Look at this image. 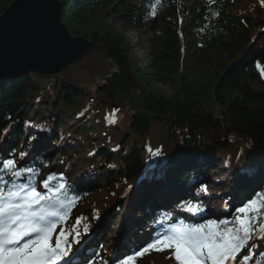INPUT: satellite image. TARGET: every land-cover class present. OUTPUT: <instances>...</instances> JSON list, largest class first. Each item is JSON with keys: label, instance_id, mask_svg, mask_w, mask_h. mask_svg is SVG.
<instances>
[{"label": "trees", "instance_id": "trees-1", "mask_svg": "<svg viewBox=\"0 0 264 264\" xmlns=\"http://www.w3.org/2000/svg\"><path fill=\"white\" fill-rule=\"evenodd\" d=\"M14 1L0 0V14ZM239 3L240 0H159V3L156 0H65L62 22L70 34L101 46L104 64L109 65V72L99 78L101 84L95 94L78 85L69 87L35 73L0 83V163L14 159L21 164L18 169L27 173L28 181L20 184L33 186L41 174L54 192L56 182L64 181L66 188L61 199L72 201L71 208L78 206L81 210L75 216L70 208L64 220L58 222L68 238L78 237L76 232L80 228L94 225L108 208L114 210L113 222L124 212V204L118 203L120 192L140 176L146 161L143 145L136 136L142 140L148 138L153 124L165 125L167 134L181 135L179 145L184 146L179 147L180 151L188 155L177 165L184 161L188 172L179 176L177 182L187 187L189 194L196 191L195 185L209 172H220L227 158L235 159L236 155L230 154L236 145H232V140L242 138L251 143L248 146L251 151L245 149V158L238 163H242L239 170L244 177L234 187L237 196L229 205L227 215L221 220L191 222L189 215L181 213L178 218L185 219L184 226L215 222L223 228L237 225L238 217L255 215L249 207L245 212L240 209L253 196L251 201L264 200V89L252 85L258 81L252 68L259 65L257 68L264 69V4L256 2L251 6L256 9L253 14L235 10ZM152 6L156 7L154 17L150 14ZM106 21L118 23L133 39L141 32L158 36L151 41V48L143 50V57L150 61L147 67L140 68L133 62L124 51L129 47V40L119 36ZM91 31L94 33L86 37ZM244 55H247L246 61L240 63ZM236 61L228 71V66ZM247 63L251 66L246 67ZM209 65H215L214 69L220 71L214 80L208 79L212 71L205 67ZM211 85L215 86L213 96L211 92L205 94L206 90L199 93ZM158 86L169 87L170 97L157 92ZM212 100L216 101L215 112L205 105ZM113 105H119V109L127 107L132 113L126 116L124 111H112ZM58 110L68 118L65 122H74L71 129H61L60 120L53 122L54 112ZM108 118L120 125L104 126L102 120ZM100 128L114 130L115 150L100 142L103 136L101 132L98 137ZM27 131L29 139L24 142ZM37 134L39 139L47 136V141L36 146L31 137ZM20 145L24 148L15 157ZM78 146L86 154L85 160L75 161L72 152ZM32 152L39 154L34 160L29 158ZM55 154L60 157L59 168L48 171ZM24 155L28 157L23 158ZM229 163L233 164L231 160ZM0 177H3L0 186L6 191L16 190L12 187L13 180L18 185L19 178L12 177L2 167ZM245 188H249V194L244 192ZM48 193L49 189L42 192ZM200 210L197 206L189 211ZM147 213L141 210L136 218L154 226ZM161 213L155 214L158 220ZM261 223L264 215L254 221L256 226ZM141 228L145 227L141 225ZM140 230L136 231L137 235ZM105 239H102L104 243L94 244L90 261L122 264V259L107 257L110 249ZM257 241L261 243L259 247L257 242L250 247L254 253L252 264H264V249H260L264 240Z\"/></svg>", "mask_w": 264, "mask_h": 264}, {"label": "snow or ice", "instance_id": "snow-or-ice-1", "mask_svg": "<svg viewBox=\"0 0 264 264\" xmlns=\"http://www.w3.org/2000/svg\"><path fill=\"white\" fill-rule=\"evenodd\" d=\"M261 3L264 4V0ZM150 14L156 15L155 6L151 7ZM0 167L15 178L23 171L18 169L14 159H7ZM12 187L16 190L6 191L0 186V264H58L71 250L68 234L63 231L55 245L51 243L58 222L64 220L72 206V201L61 199L65 184L60 183L53 192L45 183L44 188L49 189L47 195L37 191L31 183L17 185L13 180ZM249 208L255 215L238 217L235 226L221 228L215 222L197 226L172 225L136 255L143 256L149 248L171 249L178 264H240L241 260L247 264L254 256L250 241L264 240V223L254 224L257 217L264 215V200L251 201ZM240 211L245 212V209ZM133 260L134 257H130L123 264H133ZM65 264L71 262L65 260Z\"/></svg>", "mask_w": 264, "mask_h": 264}, {"label": "water", "instance_id": "water-1", "mask_svg": "<svg viewBox=\"0 0 264 264\" xmlns=\"http://www.w3.org/2000/svg\"><path fill=\"white\" fill-rule=\"evenodd\" d=\"M64 2L15 0L0 14V82L35 73L72 87L96 67L108 73L102 47L62 22Z\"/></svg>", "mask_w": 264, "mask_h": 264}, {"label": "rangeland", "instance_id": "rangeland-1", "mask_svg": "<svg viewBox=\"0 0 264 264\" xmlns=\"http://www.w3.org/2000/svg\"><path fill=\"white\" fill-rule=\"evenodd\" d=\"M256 2H258L259 4H262L261 0H240V3L237 4L234 9L239 11V12H246V13L247 12H251V13L255 14V10L256 9L255 8L251 9L250 7L251 6L254 7L253 5ZM106 23H107V26L109 25L110 28L113 29L119 36L126 38L127 41L128 40L130 41V49H129L128 56L133 60V62L138 64V66H140V68L147 67L148 58H144L143 57V55H142L143 52L142 51L145 50L146 48H150L151 47V41H155L156 36L152 35L151 33H146L145 34V33L141 32V34H138L137 36H135V38L139 42L133 44L131 42L132 36H130L129 34H125L122 31V29H121V27L119 26L118 23L110 22V21H106ZM94 31H91L90 33H88V35L86 37L89 38V35L94 33ZM85 39H87V38H85ZM103 61L105 62V60H103ZM214 66L215 65H212V66L209 65V66L205 67V70L213 71V77H214L215 74H217V75L219 74V72L216 69H214ZM108 69H109V66H108ZM95 71H96V74L92 73V75H90V76L81 77V78L77 79L78 82H75V84L78 85L79 87H81L82 89L86 90L88 93H91V94L94 93L95 94V92L97 91L98 86L101 84V82H100L101 80L99 78L101 77L102 70L99 67H96ZM257 75H258V81H255L256 83H254L252 85H255L254 88L264 89V87H263L264 86V77H263V75L260 72H258ZM208 79L214 80L212 78V73L211 74L209 73ZM202 82H203V80H202ZM203 88H204V90L207 89L206 90L207 94L209 92H211L210 95L213 96V92H214L213 90L215 89V86H209V87L205 86ZM156 91L164 93L165 97H170V94H171V89L169 87H167V86H158L156 88ZM52 99L55 100V98H52ZM127 99H129V98H127ZM55 102H56V100H55ZM208 103H207V107L209 109H211L212 108V106H211L212 104L209 105ZM50 106H52V105L50 104ZM50 112H51V114L53 113V111L51 109H50ZM67 119H68L67 117H64V113L62 111L58 110L57 112L56 111L54 112L53 122H56L57 120H60L61 121V129L65 128L66 130H69V129H71L74 126V122H72L70 124L65 122V121H68ZM160 129H161V131L166 130V127L164 125H161L159 127V129H157L156 131H153L152 139H158L160 142H162L164 144H170V146L172 148H175V143H179L180 140H181L180 136L175 137L176 135L172 134V132H170L168 134V136H166L164 133H162L160 131ZM162 135H164L166 137H163ZM149 138H150V136L147 139H149ZM136 139L139 142L143 141L142 138L137 137V136H136ZM145 141H143V142H145ZM132 143H134V142L132 141ZM129 145H132V144H129ZM164 146L167 147L166 145H164ZM170 146H168V147H170ZM75 155L79 159H82L85 156V153H83L82 148H80L79 150L75 151ZM74 159H75V161L79 160L76 157ZM165 174H171V178L174 176V174L172 175V171L165 172ZM226 174L229 175V173H226ZM166 182H168V181H166ZM103 229H102V227H100V231H102ZM116 231H118V230H116ZM163 262H165V263H163ZM139 264H178V262L175 260L173 251L171 249H166L164 251H156L154 249L149 248L148 252L143 255V258L141 259Z\"/></svg>", "mask_w": 264, "mask_h": 264}, {"label": "bare ground", "instance_id": "bare-ground-1", "mask_svg": "<svg viewBox=\"0 0 264 264\" xmlns=\"http://www.w3.org/2000/svg\"><path fill=\"white\" fill-rule=\"evenodd\" d=\"M138 42H139V41H137V39H136V42H135V43H138ZM157 129H159V128L156 127V128L153 129V131H156ZM111 133H114V130H112ZM168 187H169V185H168ZM129 198L131 199V198H132V195H130ZM118 203H123L124 205H126V203L124 202V199L119 200ZM118 203H117V204H118ZM117 204H116V205H117ZM110 215H111L110 217H113V216H114V210H113V209L110 211ZM163 263H165V262H163Z\"/></svg>", "mask_w": 264, "mask_h": 264}]
</instances>
